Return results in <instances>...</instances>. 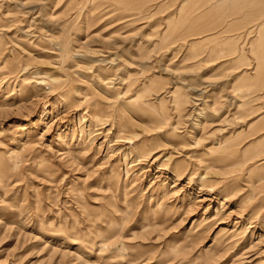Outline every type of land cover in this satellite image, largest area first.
<instances>
[{
  "label": "rangeland",
  "instance_id": "obj_1",
  "mask_svg": "<svg viewBox=\"0 0 264 264\" xmlns=\"http://www.w3.org/2000/svg\"><path fill=\"white\" fill-rule=\"evenodd\" d=\"M0 264H264V0H0Z\"/></svg>",
  "mask_w": 264,
  "mask_h": 264
},
{
  "label": "bare ground",
  "instance_id": "obj_2",
  "mask_svg": "<svg viewBox=\"0 0 264 264\" xmlns=\"http://www.w3.org/2000/svg\"><path fill=\"white\" fill-rule=\"evenodd\" d=\"M182 104V100L181 99H178V97L176 96L174 98V105H175V110H179L180 106ZM173 105V104H172ZM174 130V129H173ZM225 146H221L220 148H224ZM153 153H150V154H147L145 156V158H149V156H151ZM155 154V153H154ZM209 174V170L207 172ZM203 183V182H202Z\"/></svg>",
  "mask_w": 264,
  "mask_h": 264
}]
</instances>
